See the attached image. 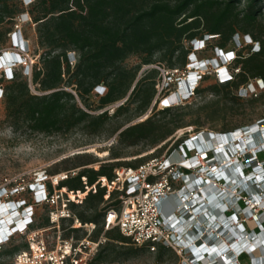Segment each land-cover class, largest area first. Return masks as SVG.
Instances as JSON below:
<instances>
[{
  "label": "built area",
  "instance_id": "1",
  "mask_svg": "<svg viewBox=\"0 0 264 264\" xmlns=\"http://www.w3.org/2000/svg\"><path fill=\"white\" fill-rule=\"evenodd\" d=\"M34 1L23 0L27 7ZM28 15L23 13L19 19ZM239 37L235 36V49L215 48L217 57L208 60L199 59L197 52L204 51L213 36L191 41L185 71L145 67L160 72L156 84L159 103L164 99L161 95L177 89L163 100L162 108L193 99L206 76L213 75L218 83L232 81L233 73L239 70L232 69L237 51L249 46L248 53L259 50L249 35L244 36V44ZM25 42L20 32L12 33V44L21 52L27 48ZM5 54L0 55V71L10 80L14 68L27 66L28 57L14 52L4 64L1 59ZM263 89V81L256 79L239 93L251 91L254 95ZM94 91L101 96L105 88L98 86ZM172 95L177 101L170 104L167 100ZM190 130L184 131L189 134ZM80 170L43 173L33 183L0 191V213L12 218L5 223L0 217V248L16 236H25L27 243L14 255L13 264H89L99 254L106 238L93 239L96 225L83 226L72 208L73 203H83L85 196H79L82 191L60 187ZM114 173L112 180L100 177L92 186L82 177L83 194L105 189V202L111 203L113 193L120 201L119 206L105 212L104 234L117 228L134 245L151 253L164 246L180 256L181 264H242V257L248 264H264V119L228 135L197 132L183 139L169 156L121 167ZM44 208L48 209L49 224L33 228ZM63 223H69L66 231L83 228L85 235H63Z\"/></svg>",
  "mask_w": 264,
  "mask_h": 264
},
{
  "label": "trees",
  "instance_id": "2",
  "mask_svg": "<svg viewBox=\"0 0 264 264\" xmlns=\"http://www.w3.org/2000/svg\"><path fill=\"white\" fill-rule=\"evenodd\" d=\"M78 2L86 6V12L77 10L75 5ZM240 2L241 0H35L29 5L27 13L36 24L37 43L44 53L32 67L30 78L14 74L8 80L7 90H3L7 118L13 125L26 123L33 132L44 134L70 131L78 127L97 131L105 125L108 106L128 98L126 103L115 110L114 115L118 116L124 106L139 94L140 81L129 92L139 70L159 65L170 70L185 71L192 51L191 41L203 39L206 35L213 36L211 40L218 39L214 47L222 50L230 42L235 49V36H240V33L249 35L259 44V50L250 52L247 56L243 55L244 51L238 50L232 65V69H239L238 73H233L232 81L226 83H217L215 80L218 85L239 91L256 79L264 84V24L259 21L264 0H248L243 9H239ZM23 13L24 9H19L18 5L13 6L10 0H0V25L6 22L14 24L16 18H20ZM211 40L207 42V47ZM247 48L251 49L250 46ZM158 53L161 57L157 62L153 57ZM132 56L141 57L142 63L128 69L124 63ZM151 73L154 74L151 75L153 78L150 77L153 80L152 88L143 91L138 98L137 109L140 111L149 107L154 111L159 104V99L156 100V84L160 80V72L149 68L145 70L144 77ZM1 82L2 79L0 84ZM218 85L207 89L214 92L219 88ZM98 86L105 88L103 95L96 96L100 97V107L107 110L92 115L85 104L86 98ZM32 88L37 93H33ZM199 92L200 87L196 94ZM188 100L162 108L160 113L170 112ZM180 127L177 124L174 129ZM174 129L160 133L161 126H157L149 118L143 123L126 128L119 137L130 145L148 139L157 143L172 134ZM234 130L222 134L228 135ZM94 162L89 160L83 165ZM138 165L140 164L128 163L126 167ZM118 168L121 167L101 165L98 170L81 169L77 177L62 182L60 187L83 192L86 188L82 177H86L87 184L92 186L100 177L112 180L114 171ZM104 191L105 189H98L96 193L91 192L83 201L86 210L94 211L93 215L76 213L82 224L97 226L101 222L96 237L104 231L106 210L117 207L120 203L115 193L111 195V203L105 202ZM82 192L79 196L84 198L86 194ZM104 203L107 205L99 213L97 208ZM75 207L76 204L73 203L72 208ZM37 216L39 217V213ZM48 224L46 215L40 226L34 225L33 228ZM116 230L118 229L105 232L108 240L115 245L128 244L129 238L119 230V233H115ZM72 232L77 233L79 229L69 230L65 236H70ZM13 239L14 237L3 245L0 251L12 243ZM26 246L25 242L23 246L17 247L15 254ZM167 249L160 246L159 256L162 257ZM103 252L99 251L89 264L103 262ZM129 254L132 253H124ZM113 255L117 253L112 251L108 256ZM242 258L248 264L247 258Z\"/></svg>",
  "mask_w": 264,
  "mask_h": 264
},
{
  "label": "rangeland",
  "instance_id": "3",
  "mask_svg": "<svg viewBox=\"0 0 264 264\" xmlns=\"http://www.w3.org/2000/svg\"><path fill=\"white\" fill-rule=\"evenodd\" d=\"M247 1L241 0L239 9H243ZM10 3L13 6L18 5L19 9H24V13L30 10V7H27L23 0H10ZM75 7L81 13L86 12V6L82 2L76 3ZM259 21L264 24V2ZM36 29V24L31 21L30 15L22 19L17 17L14 24L6 22L0 25V55L15 52L28 57L27 66L22 65L14 68V74L30 78L32 67L38 63L40 56L44 53V50L38 46ZM16 31L20 32L24 41H26L27 48L25 51L21 52L19 48L14 47L12 44V33ZM245 35L247 34L240 33L239 42L244 44ZM217 42L218 39L211 40L210 46L204 51L197 52L198 58L208 60L217 57L215 54L216 47H214ZM232 49H234V44L230 42L225 50ZM243 49H241L244 51L243 55L247 56L248 48ZM160 57L161 54L158 53L153 57V60L158 62ZM1 61L5 64L3 59ZM141 63V57L132 56L126 60L124 65L131 69L141 65ZM164 63L168 64L167 62ZM25 67H28V72ZM145 70L147 68L139 70L137 78L129 91L131 93L140 81L138 85L139 94L133 98V101L124 106V110L118 116L114 115L115 110L126 103L128 98L108 106L109 112L108 117L105 119V125L97 131L78 127L60 133L33 132L26 123L13 125L12 121L7 118L5 98L4 96L0 98V191L5 187L13 186V188H16L33 183L43 173L56 175L66 172V170H74V168L98 170L101 165L116 168L126 167L128 163L142 164L156 157L169 156L183 139L194 137L197 132L224 133L243 126L253 125L264 119V89L257 90L254 95L251 91H248L247 94H240L235 88H223L218 85L213 75H209L207 80L201 83L200 92L196 94L197 96L190 99V101L188 100L184 105L171 109L170 112L160 113L163 106L162 102L177 89H171V91L164 94L165 96L161 95L160 99H164L158 104L156 110L152 111V107H149L140 111L137 109L139 105L138 98H140L143 91L152 88L153 80L151 78L153 76L151 75H154L151 73L145 78ZM183 78L187 79L186 77ZM0 79H2L0 89L7 90L9 81L2 71H0ZM214 85L219 87L216 91L212 92L207 89ZM32 91L37 93L34 88H32ZM96 95L94 91L86 98L85 104L92 115L101 114L106 109L100 107V97ZM167 102L170 104L175 103L171 102L170 98ZM149 118L157 126H161L160 133L171 128L174 129L177 124H180L181 127L174 129L172 134L157 143H153L151 142L152 139H148L130 145L120 140L119 134L123 130L143 123ZM186 128L192 129L189 134L184 131ZM89 160L95 162L83 165ZM25 196L29 197L27 194ZM74 204H76L75 213L84 212L88 216L94 214L93 210L85 209L84 203ZM106 205L105 203L100 204L97 208L98 212H103V207ZM47 212L48 209L46 208L40 210L37 226H40ZM68 226L69 223H63L61 226L63 235H67L66 229ZM100 226L101 222L92 234L93 239H98L100 236L106 238V242L99 250L104 251V261L99 264H181L180 256L171 249H167L160 257L159 251L151 253L146 248L134 245L130 240L124 246L115 245L108 240V235H105L104 231L96 237L97 229ZM115 233H119L118 230ZM74 235L79 238L83 237L85 229H79V232ZM25 242V236L14 237L12 243L1 249L0 264H13L17 247L23 246ZM108 244L110 245L108 246ZM112 251L117 255L108 256ZM124 253L132 254L124 255ZM242 264H247V262L243 261Z\"/></svg>",
  "mask_w": 264,
  "mask_h": 264
},
{
  "label": "bare ground",
  "instance_id": "4",
  "mask_svg": "<svg viewBox=\"0 0 264 264\" xmlns=\"http://www.w3.org/2000/svg\"><path fill=\"white\" fill-rule=\"evenodd\" d=\"M11 55V53L10 54H6V55H4L3 57H2V59L4 60V62H5V64L8 62V60H10L9 59V56ZM170 101L171 102H176L177 101V96L176 95H174V96H172V98H170ZM0 217H3V218H5L4 219V221H5V223H9L10 221H11V219L12 218H10V216L8 215H5L4 213H0Z\"/></svg>",
  "mask_w": 264,
  "mask_h": 264
}]
</instances>
